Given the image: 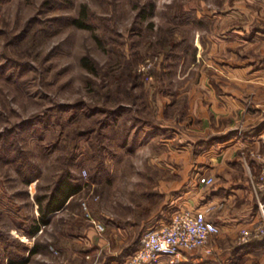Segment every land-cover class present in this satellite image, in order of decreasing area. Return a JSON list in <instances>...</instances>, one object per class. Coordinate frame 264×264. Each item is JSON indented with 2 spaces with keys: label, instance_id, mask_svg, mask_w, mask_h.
Segmentation results:
<instances>
[{
  "label": "rangeland",
  "instance_id": "1",
  "mask_svg": "<svg viewBox=\"0 0 264 264\" xmlns=\"http://www.w3.org/2000/svg\"><path fill=\"white\" fill-rule=\"evenodd\" d=\"M257 2L264 4L0 0V264L123 263L113 250L130 241L136 248L144 231L102 246L115 236L107 224L126 226L152 213L155 199L149 204L139 192L155 185L154 160L191 157L186 146L191 119H199L205 63L222 58L209 57L212 41L234 28L245 37L264 31ZM83 6L92 29L70 23ZM261 139L263 150L251 153L261 159L253 182L263 165ZM66 170L82 190L30 233L39 216L35 196L48 193ZM84 199L104 232L85 216Z\"/></svg>",
  "mask_w": 264,
  "mask_h": 264
},
{
  "label": "crops",
  "instance_id": "2",
  "mask_svg": "<svg viewBox=\"0 0 264 264\" xmlns=\"http://www.w3.org/2000/svg\"><path fill=\"white\" fill-rule=\"evenodd\" d=\"M257 4L264 8L262 2ZM225 31L217 41L211 40L209 57L216 52L222 58L214 56V61L205 63L204 69L209 71L204 72L203 101L198 114L194 115L196 109L192 112L199 119L198 123L196 118L191 119V139L186 146L191 149V157L154 160L160 171L155 185L139 192L142 200L155 199L152 213L139 222L131 220L126 226L110 220L107 225L113 227L115 236L103 239L100 245H122L124 241L117 240L118 235L130 239L135 228L146 231L158 226L177 209H200L220 228L209 240L211 251L194 248L184 251L174 263L162 256L158 264H264V237L236 241L242 230L252 228L259 220L252 180L259 171L261 159L251 153L263 150L264 31L255 30L247 37L241 29L234 28L229 34ZM225 52L232 53L231 59L225 58ZM191 100L196 108L195 95ZM235 118L242 119L239 127L231 125ZM198 143L202 148L197 154ZM208 176L215 181L205 185L201 178ZM134 249L131 241L125 242L122 248L113 250L112 258L126 264Z\"/></svg>",
  "mask_w": 264,
  "mask_h": 264
},
{
  "label": "built area",
  "instance_id": "3",
  "mask_svg": "<svg viewBox=\"0 0 264 264\" xmlns=\"http://www.w3.org/2000/svg\"><path fill=\"white\" fill-rule=\"evenodd\" d=\"M264 141V133L262 134ZM86 173V172H85ZM211 176L202 177L201 182L213 183ZM259 220L252 228L242 230L239 242H247L252 238L264 237V154L261 172L253 182ZM85 216L90 219L95 229L102 233L106 230L104 222L96 219L86 199L81 201ZM220 232L219 226L211 221L205 211L200 209L180 208L175 210L170 218L143 232L134 251L127 257L126 264H158L162 256H167L170 262L179 260L184 251L194 248H204L207 252L212 235Z\"/></svg>",
  "mask_w": 264,
  "mask_h": 264
},
{
  "label": "trees",
  "instance_id": "4",
  "mask_svg": "<svg viewBox=\"0 0 264 264\" xmlns=\"http://www.w3.org/2000/svg\"><path fill=\"white\" fill-rule=\"evenodd\" d=\"M88 17L87 8L86 6H83L79 15L70 17V23L77 27L92 29L93 24L90 22ZM35 176H29L28 181ZM82 187V183L78 182L75 174L66 170V172L64 171L60 175L56 184L48 193L44 195H36L35 198L39 216L35 218L34 224L31 225L32 228L30 233L35 234L42 224L46 225L50 223L51 216L66 207L70 203L71 199L82 190ZM35 251L36 250H34V252Z\"/></svg>",
  "mask_w": 264,
  "mask_h": 264
}]
</instances>
